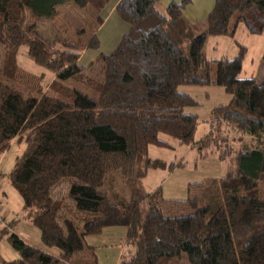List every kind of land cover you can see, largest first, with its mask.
I'll return each mask as SVG.
<instances>
[{"label": "trees", "instance_id": "1", "mask_svg": "<svg viewBox=\"0 0 264 264\" xmlns=\"http://www.w3.org/2000/svg\"><path fill=\"white\" fill-rule=\"evenodd\" d=\"M108 2L0 0V157L13 142L25 145L4 176L43 246L59 252L55 257L30 247L1 228L0 240L7 237L18 259L0 256V264H73L81 254L97 264L85 239L111 227L126 229L118 264H264V80L239 78L246 48L238 43L230 59L210 61L204 52L208 37L233 38L235 15L248 34L264 35V0H215L203 25L183 16L189 0L171 2L162 12L160 0H119L114 12L127 30L114 50L91 63L96 74L85 76L78 60L82 51L97 48L103 18L96 17L87 40L82 26L63 27L49 40L34 20L53 19L67 3L100 14ZM21 49L55 84L79 79L78 87L59 85L62 99L40 85L24 88ZM180 86H216L231 96L210 111L209 131L197 142L198 117L184 110L198 103ZM161 135L193 146L199 160L232 158L225 175L210 182L222 196L218 206L199 208L188 199L191 214L165 216L160 188L150 194L137 188L150 170L165 169L148 156L150 146L169 147ZM185 166L179 161L166 170Z\"/></svg>", "mask_w": 264, "mask_h": 264}, {"label": "rangeland", "instance_id": "2", "mask_svg": "<svg viewBox=\"0 0 264 264\" xmlns=\"http://www.w3.org/2000/svg\"><path fill=\"white\" fill-rule=\"evenodd\" d=\"M116 1L117 0H109L106 9L100 14L94 12L93 10L87 12V10L79 9L72 3H67L56 8V16L53 19H40L34 21L38 25L41 36L49 40H53L55 37H57L59 35L60 29L63 27L76 29L81 26L87 30L85 34H83V38L87 40L90 37L88 29L94 26L96 17L103 18L102 25L99 26L96 31V39L98 42L97 48L86 49L82 51L78 60L79 66L85 69L82 72L83 75L89 76L96 74L94 68L97 66L94 64L90 69L89 66L91 63H93L100 55L108 54L114 50L120 41L123 32L127 30V26L117 18L115 12L113 11V13H110L111 8ZM163 1H166L167 3L169 2V0ZM180 1L181 0H176V2ZM189 1L192 3L191 7L189 8V12L187 11V14L189 13L190 17L193 16V12H197L199 9L201 13V8L206 3L203 7V10L206 11V14H202L199 17L200 21L198 22V24L203 25L205 22L204 20L214 6L215 0L212 1L213 5L209 7V9L207 7L208 0ZM159 3L161 4V1ZM198 6H200V8ZM161 8L162 7L158 6V9H160L162 12ZM29 20H32L31 16H29ZM236 22L237 16L235 15L231 18L229 24L230 29L234 31L233 38L208 37L206 39L204 44L206 58L210 61L219 60L221 58H233L238 53V48L235 46V43H238L246 48V55L242 62V72L239 78H253L257 83L260 84L264 80V63L261 60L264 50V35H250L245 31L241 24H236ZM1 60L2 57L0 56V63ZM17 62L19 68L22 70V73L26 76V78L23 79L22 85L29 91H31L35 85H40L43 93H46L49 97L62 99V94L60 92L61 88L59 85H63L66 88H77L79 85V79H70L59 84L57 83L58 85L55 84L53 75L32 63L27 58L25 49H21L19 51ZM215 71L216 63L212 62L210 64V77L212 79L215 77ZM79 89L89 96H97V93L94 90L87 89L85 87H81ZM178 91L180 93L188 94L198 103L197 107L187 108L184 110V113L198 116L199 126L194 137V142H197L209 131V111L218 105L228 104L231 96L225 93L221 87L216 86H207L204 88L180 86ZM160 139L165 141L169 147L159 148L156 146H150L148 150V156L150 159H158L164 163L165 169L159 168L150 170L146 178L138 181L137 188L141 192L148 194L160 188L161 192L159 195V201L161 202L165 216L191 214L193 210L186 202L188 199L196 200L199 208L208 206L215 208V206H218L221 203L222 196L218 187L216 185H211L210 182L218 180L225 175L226 171L233 164L232 158H227L224 162H219L214 157H209L206 160H199L193 146H180L174 139L164 135H161ZM238 145V143H234L235 147H238ZM24 148V144L14 143L11 145V147L4 154L5 160L3 169H1L2 173L8 174L10 172L15 158L23 153ZM237 149H239V147ZM179 161L185 162L186 166L182 169H174L172 173L168 174L166 167L170 163H178ZM1 186L2 190L0 192V198L6 200V197H8V203L17 211V207L15 206L18 204V199L20 198L18 197V193L10 185L9 179L5 178ZM115 187L118 192H123L120 185L119 176H115ZM66 189L67 186L64 184L61 185L59 191L61 194H65ZM260 194L262 198H264V183L260 187ZM0 216L2 217L0 229L7 228L6 215L0 213ZM104 237L106 238L101 236L96 239L99 241L103 239L104 242H106L105 244L109 252L119 250L118 242L112 243V240L116 241L115 238L109 239L107 236ZM89 241H91V239ZM86 243L89 244L87 241ZM107 248L102 247V250L106 252ZM98 249L99 248L96 250ZM96 250L94 251V256L96 258V263L98 264V251L96 252ZM0 251L1 255L7 261L18 259L17 254L13 251L6 240H4L2 244L0 243ZM100 252L101 251H99V253ZM9 253H14L16 257H11ZM102 253L103 252H101V254ZM82 257H85V255L81 254L80 258L72 260V263L94 264V260H89Z\"/></svg>", "mask_w": 264, "mask_h": 264}, {"label": "crops", "instance_id": "3", "mask_svg": "<svg viewBox=\"0 0 264 264\" xmlns=\"http://www.w3.org/2000/svg\"><path fill=\"white\" fill-rule=\"evenodd\" d=\"M160 1H161V4L159 3L158 6L159 7H162L161 8L162 11L165 10V8L167 7V5H169L171 2H176V0H169V2H168L169 4H168L166 1L165 2L163 0H160ZM212 1L213 0H208L207 1V7H208V9H209V7H211L213 5V2ZM118 2H119V0H117L115 2V4L112 6L110 13H113L114 7L116 6V4ZM191 4L192 3H190L189 5H187L185 7V9L183 11V16L191 24H198V22L200 21L199 20V17L202 14H206V11L203 10V7H204V5L206 3L201 8L202 9V12L201 13H200V9H199L197 12H193L192 13L193 16L190 17L189 13L187 14V11L189 12V8L191 7ZM200 6H198V7L200 8ZM194 16H196V17H194ZM123 34H124V32H123ZM202 88H204V87H202ZM224 92H225V90H224ZM218 106H220V105H218ZM210 111H209V113H210ZM209 113H208V119H209ZM14 143H16V142H13L12 144H14ZM4 154H5V152L0 157V192L2 190V186H1L2 185V182H4V180L6 178L4 175L7 174V173H2V171H1V169H3V166H4V160H5V155ZM206 159H204V160H206ZM172 172H170V173H172ZM170 173H168V174H170ZM18 197L20 198V196H18ZM7 200H8V197H6V200H3L2 198H0V205H1L0 206V213L5 214L6 217H7L6 218L7 219L6 223H7V227H8V232L9 233H12L15 236H17L26 245H28L30 247H33V248H36V249H39V250H42V251L46 252L47 254H50L52 256L57 257L59 255V252L56 249H48V248L44 247L43 244L41 243V240H40V232L36 228H34L29 223V221L26 219L25 213H23V210H22V200H21V198L18 199V204H16V206H15V207H17V211L8 203ZM101 236H103V238H106L104 236H107V237H109V239L115 238L116 241L112 240V243L118 242V244H119V250L114 251V252H109L108 251V248H107V246L105 244L106 242H104L103 239L101 241H99V240L96 239V238H99ZM125 237H126V229L124 227H111V228H105L99 236H91V237L86 238L85 239V242L86 241L89 242V244H87V243L86 244L89 247H91L92 249L95 247L93 249L94 251L97 248H99L98 250H96V252L98 251V253H97L98 254L97 260L99 259L98 264H118L119 263V260H120V257L122 256V254L126 250V248H125V239L126 238ZM90 239H91V241H89ZM4 240L7 241V237L6 236H3L1 238V240H0L1 242L0 243L2 244V242ZM102 247H106L107 248L106 252L102 250ZM123 249H124V252H123ZM99 251H101L103 253L101 254V252L99 253ZM9 252H11V251H9ZM9 254L13 258L16 257L14 255V253H9ZM0 256H1V258L3 260H5L4 257L1 255V251H0ZM5 261H7V260H5ZM12 261H14V260H12Z\"/></svg>", "mask_w": 264, "mask_h": 264}, {"label": "built area", "instance_id": "4", "mask_svg": "<svg viewBox=\"0 0 264 264\" xmlns=\"http://www.w3.org/2000/svg\"><path fill=\"white\" fill-rule=\"evenodd\" d=\"M0 223H2V217L0 216Z\"/></svg>", "mask_w": 264, "mask_h": 264}]
</instances>
